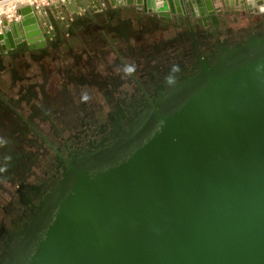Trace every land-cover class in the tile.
I'll return each mask as SVG.
<instances>
[{
    "label": "flooded vegetation",
    "instance_id": "af4514ba",
    "mask_svg": "<svg viewBox=\"0 0 264 264\" xmlns=\"http://www.w3.org/2000/svg\"><path fill=\"white\" fill-rule=\"evenodd\" d=\"M233 17L72 0L38 12L34 42L0 41V264H29L79 173L126 159L211 77L264 54V11Z\"/></svg>",
    "mask_w": 264,
    "mask_h": 264
},
{
    "label": "water",
    "instance_id": "95a60500",
    "mask_svg": "<svg viewBox=\"0 0 264 264\" xmlns=\"http://www.w3.org/2000/svg\"><path fill=\"white\" fill-rule=\"evenodd\" d=\"M113 1L214 22L264 11V0ZM38 12L20 7L30 43ZM75 184L29 264H264V54L211 77L126 159Z\"/></svg>",
    "mask_w": 264,
    "mask_h": 264
},
{
    "label": "built area",
    "instance_id": "2783aa9c",
    "mask_svg": "<svg viewBox=\"0 0 264 264\" xmlns=\"http://www.w3.org/2000/svg\"><path fill=\"white\" fill-rule=\"evenodd\" d=\"M70 1L72 0H30V1H26V3L23 4L17 2L15 3V7H12L11 4L6 0L7 4L3 5L4 13L0 15V35H1L0 41L9 36L8 31L6 30V26H8L9 29L13 32L17 30L19 33L20 32L23 33L22 26L20 25V21L22 19V15L20 13V7L24 5H30L33 10H37L40 12L48 8L49 6L50 7L64 6ZM180 12H185V11L181 10Z\"/></svg>",
    "mask_w": 264,
    "mask_h": 264
},
{
    "label": "clouds",
    "instance_id": "9594fccd",
    "mask_svg": "<svg viewBox=\"0 0 264 264\" xmlns=\"http://www.w3.org/2000/svg\"><path fill=\"white\" fill-rule=\"evenodd\" d=\"M5 2H6V0H0V15H2L4 13L3 5ZM7 2H9L12 7H15V3L18 2L20 4H23L26 2V0H7ZM128 71L130 72V71H132V69L129 68ZM173 71H179L178 67L174 66ZM0 171H3V169H0Z\"/></svg>",
    "mask_w": 264,
    "mask_h": 264
},
{
    "label": "rangeland",
    "instance_id": "374dc122",
    "mask_svg": "<svg viewBox=\"0 0 264 264\" xmlns=\"http://www.w3.org/2000/svg\"><path fill=\"white\" fill-rule=\"evenodd\" d=\"M26 1H30V0H26ZM222 20H223L224 23H228L229 24V23H232V22L236 21L237 19H236V17H233V16H223Z\"/></svg>",
    "mask_w": 264,
    "mask_h": 264
},
{
    "label": "bare ground",
    "instance_id": "6f19581e",
    "mask_svg": "<svg viewBox=\"0 0 264 264\" xmlns=\"http://www.w3.org/2000/svg\"><path fill=\"white\" fill-rule=\"evenodd\" d=\"M6 4H7V2L4 3V5H6Z\"/></svg>",
    "mask_w": 264,
    "mask_h": 264
}]
</instances>
